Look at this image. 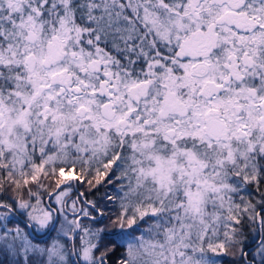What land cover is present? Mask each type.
Returning a JSON list of instances; mask_svg holds the SVG:
<instances>
[{"label": "snow or ice", "instance_id": "1", "mask_svg": "<svg viewBox=\"0 0 264 264\" xmlns=\"http://www.w3.org/2000/svg\"><path fill=\"white\" fill-rule=\"evenodd\" d=\"M116 240L118 264H264V0H0V254Z\"/></svg>", "mask_w": 264, "mask_h": 264}, {"label": "trees", "instance_id": "2", "mask_svg": "<svg viewBox=\"0 0 264 264\" xmlns=\"http://www.w3.org/2000/svg\"><path fill=\"white\" fill-rule=\"evenodd\" d=\"M115 191V188L112 185H105L99 189L98 192H95L94 195L89 196V199H100L103 197V195L107 193H113ZM245 232L246 234L251 237V233L249 231V226L246 224L245 225ZM115 239V238H114ZM252 239H249L248 243L246 246L249 244L251 245ZM245 246V247H246ZM123 247L121 246L119 240H116V247L109 257L108 264H118L119 258L123 252ZM0 264H9L8 258L2 254H0ZM223 264H239L238 260H234L232 257H223Z\"/></svg>", "mask_w": 264, "mask_h": 264}, {"label": "flooded vegetation", "instance_id": "3", "mask_svg": "<svg viewBox=\"0 0 264 264\" xmlns=\"http://www.w3.org/2000/svg\"><path fill=\"white\" fill-rule=\"evenodd\" d=\"M255 248V245L254 243L252 242L251 245L249 244L248 246L245 247V250L248 252V259L249 260H252L253 258L250 256V253L254 250Z\"/></svg>", "mask_w": 264, "mask_h": 264}, {"label": "rangeland", "instance_id": "4", "mask_svg": "<svg viewBox=\"0 0 264 264\" xmlns=\"http://www.w3.org/2000/svg\"><path fill=\"white\" fill-rule=\"evenodd\" d=\"M250 239H252V238L250 237ZM250 256L252 258L254 257V250L250 253ZM256 260H257V264H259V257L258 256L256 257Z\"/></svg>", "mask_w": 264, "mask_h": 264}]
</instances>
